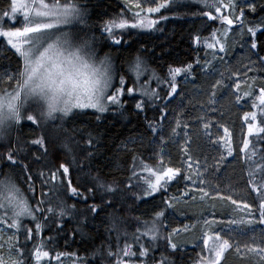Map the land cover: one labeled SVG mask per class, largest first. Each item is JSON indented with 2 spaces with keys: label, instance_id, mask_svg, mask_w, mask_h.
Masks as SVG:
<instances>
[{
  "label": "trees",
  "instance_id": "16d2710c",
  "mask_svg": "<svg viewBox=\"0 0 264 264\" xmlns=\"http://www.w3.org/2000/svg\"><path fill=\"white\" fill-rule=\"evenodd\" d=\"M251 2L257 5V11L252 13L247 10V6H243L245 8L243 27L246 28L264 24V0ZM79 3L84 10L85 23L80 24L82 34L77 38L90 39L98 59L107 56L113 63L116 80L123 75L126 86H133L135 73L130 71V66L135 63L137 57H140L149 68L150 71L146 73L151 74V70H154L159 77L166 78V81L170 68L186 67L191 64L192 71L196 73L199 69L197 60L202 59V49L195 38L199 36L202 41L217 26L214 21L201 14L210 9L197 3V0H178L176 4L168 9H161L159 13L149 15L142 13L149 19L159 21L153 28L116 29L115 35L121 43L115 44L104 31L106 22L113 19L119 21L123 18L129 25L135 23L137 17L134 7L125 0H79ZM8 4L9 0H0V15L8 10ZM162 16L168 18L161 19ZM253 39H256L258 44L257 49L253 50V60L257 61V67H261L259 57H264V27L260 28ZM18 65L22 67L18 54L7 46L4 37H0V72L5 69L15 72ZM169 92L170 88L166 85V88H160L159 98L149 100L142 96L145 104L143 110L135 108V103L139 101L137 96L125 94L121 97L123 108L120 109L110 106L109 111L105 113L91 109L75 110L64 117L62 125L59 118L55 121H41L39 126L24 119L19 126L13 125L8 130L6 139L0 141V158L10 148L15 149V158L28 165V168L26 171L20 165L9 168L10 162H0V173H9L33 205L36 200L43 198L46 203L42 207L52 206L57 212L61 207V201L65 207L74 206L71 215L61 218L53 214L47 223L41 217L38 222L44 226L35 234V239L27 243L24 229H20L19 246L25 248L26 257L36 246H41L42 251L50 253L47 257L51 261L50 264L61 262L116 264L117 259L123 258L121 249L125 244L131 245L132 251L137 250L138 245L134 242L133 235L138 227L142 230L140 221H151L156 211L164 209V201L175 198L172 199L175 207L168 209L162 218L159 238L154 242L144 237L140 243L150 247V256L147 258L150 264H154L151 261L152 257L159 260L161 255L167 256L173 264H196L200 257L194 242L198 238L196 232L199 230L202 217L208 214L209 210L202 205L193 204L189 196H181L184 186L180 178L152 196L143 195V176L147 173H142V163L158 166L162 160L163 165L167 167L168 163L164 158H172L174 154L173 147L167 143L168 138L166 141L160 130ZM245 113V110L241 111L240 115ZM60 115L62 114H57L58 117ZM37 117L39 119L38 115ZM261 120H264V115L258 112L257 122ZM248 122H245L242 141L237 147L234 170L255 210L261 197L253 190L249 181L258 186L264 184V170L257 167L264 165V159L261 158L264 156V139L248 136ZM40 137L45 141L43 147L31 143ZM90 137L91 144L88 143ZM261 137H264V134H261ZM246 138L251 140L257 149V155L251 160L240 151ZM211 143L213 141L206 146V155L208 154L210 168L213 171L211 179L213 182L216 181L215 184L221 191L226 192L227 184L230 186L229 181L234 174L231 175L232 178L228 177L229 172L226 174V171L230 168L227 167L229 160L224 153L218 154L216 146ZM65 144L71 148V152L64 147ZM251 151L250 147L248 153ZM72 159L76 161L75 165L70 164L73 186L81 185L79 190L85 195H89L85 191L86 188L93 189L87 201L73 196L63 187L53 192L50 191V185H42L50 171H55L60 163H69ZM40 172H43L44 176H40ZM250 172L253 174L249 175ZM29 175L35 187V199L32 198L33 194L28 192ZM93 177H99L104 184L111 185L114 191L108 192L102 187H97V181ZM41 192L48 195L42 197ZM176 198H180L182 202L176 201ZM214 201L218 211L216 214H219L220 202ZM92 205L96 206L95 212L91 211ZM201 213L204 215L201 216ZM255 213L259 218V212ZM114 218H118L119 231L111 228ZM259 224L264 231V224ZM23 225L34 228L30 218H23ZM173 229H178V232H173ZM185 230L186 234H189L187 246L172 250L166 237L171 233L173 242ZM109 252L115 256H109ZM57 255L59 260L56 259ZM130 259L131 264H141L134 257ZM28 264H35L34 256L28 259ZM221 264L254 262L237 255L232 248L227 251Z\"/></svg>",
  "mask_w": 264,
  "mask_h": 264
},
{
  "label": "snow or ice",
  "instance_id": "6c2138e0",
  "mask_svg": "<svg viewBox=\"0 0 264 264\" xmlns=\"http://www.w3.org/2000/svg\"><path fill=\"white\" fill-rule=\"evenodd\" d=\"M150 4H155L154 7L149 6L143 8L140 3H136L135 7L140 9L135 15L137 20L135 23L129 25L126 19H113L106 22L104 31L109 34V37L115 44H120L121 40L116 37V29L131 28H153L159 21L156 19H149L143 16L142 13H159L161 9H168L176 4L178 0H148ZM247 6V10L255 13L257 5L249 0H243ZM197 3L203 7L210 9V11L202 12L209 20L215 21L222 20L228 26L233 25L234 21L240 22L243 27L242 17L245 15V8L239 9V16L235 15L237 10V0H197ZM228 9V14H224L223 10ZM213 11L218 15H213ZM11 14V15H10ZM168 17L162 16L161 19ZM7 20L8 27L5 28L4 21ZM84 10L82 9L79 0H9L8 10L3 11L0 15V37L7 39V44L15 49L22 61V67L17 66L15 72H10L7 69L0 72V141L6 139V133L13 126H19L20 122L24 119L32 121L39 126L41 121H55L59 118L61 125L64 117L73 112L74 109H95L99 113L109 111L110 106H115L117 109L123 108V101L121 97L125 94H133L139 92L141 96H146L149 100L159 98V93L156 89L150 87L153 80L156 81L157 87L161 83L167 82L170 86L168 96H172L177 91L175 83L176 77L181 73L185 76L191 73L192 65L188 64L186 67L170 68L168 75L170 80L164 81L159 77L154 70H151V75L143 83L139 84L141 76L145 72L150 71L147 65L140 57L136 58L133 65L130 66V71L135 73V80L132 82L133 87L126 86V80L123 75L119 77V87L114 84V72L111 60L106 56L103 59L97 60L96 50L92 46L90 39H79L74 33V29L79 24H84ZM19 25V26H17ZM264 24L257 25L256 27H249L247 32L251 37L255 38L257 32ZM228 32L218 33L213 31L210 36L205 40L206 47L209 49H217L223 53L226 51V41ZM196 43L201 42V37L195 38ZM223 40L224 42H221ZM251 49H257L258 44L256 39H252ZM222 59V58H221ZM199 64V60H197ZM259 64L257 61H251L248 65H244V76L249 72L259 73L264 72V57H259ZM230 72L229 80L235 78L232 85H227L235 89V99L239 102L243 97L255 96L252 107L259 108L260 113L264 115V87L256 89L253 87L256 83V76L250 78V83L245 81V86L249 91L243 92V96L238 93L241 90V82L239 80V70ZM221 80H217L213 89L217 87H225L223 83L224 73L221 72ZM138 85V86H137ZM212 96L215 97V91ZM215 100H212V104ZM145 107L144 101L140 100L135 103V108L143 110ZM29 109L38 113L33 115ZM28 113L27 115H25ZM57 114H62L59 117ZM258 113L256 111L246 112L244 119L248 122L247 131L249 137H261L264 134V120L257 122ZM202 119V117H201ZM177 121V126H179ZM187 128V125H184ZM208 124H204L207 129ZM155 131V129H153ZM175 131V130H173ZM225 134H228L227 128L224 129ZM32 144H39L44 146V138L40 137L31 141ZM92 143L91 137L88 141ZM224 143L227 147L228 156L233 155V149L230 141L225 140ZM64 147L71 152V148L67 144ZM252 148L251 153L248 150ZM47 149L45 148V152ZM245 153L248 160L257 155V149L253 142L249 139H244L243 147L240 149ZM187 152V149H185ZM16 150L10 148L9 151L0 158V162L8 163L9 168L15 165H20L25 171L28 165L23 164L15 158ZM91 155V154H89ZM264 159V156L261 157ZM70 164L75 165V159L69 163H60L55 171H50L47 179L42 181V185H50V191H56L63 187L71 192L73 196H78L87 201L93 192V189L86 188L85 191L89 195H85L79 189L81 185L73 186V180L70 176ZM197 168L199 162L195 161ZM186 165V167H185ZM258 168L264 170V165H257ZM142 173H147L143 176V195L152 196L153 194L165 189L170 182L183 178L186 182L193 187H188L181 193L182 197L191 196L195 200L196 196L193 192L200 194L201 201L205 199L211 200H227L231 205L235 206L238 210H243L248 216H254L255 212L253 206L249 203H244L233 199L231 195H223L219 188L204 179V174L196 172V179H193L192 169L193 161L191 156H186L185 160L181 162L179 167H165L162 160L159 165H149L142 163ZM185 172L189 173L185 175ZM253 173H249L252 175ZM44 176L43 172L39 173ZM0 264H28V259L34 256L35 264L44 258L48 257V251H42L41 246H36L34 250L28 253L26 257V250L24 247L19 246L20 229H24L25 242L35 239V234L44 226L39 221L41 217L47 223L49 217L55 214L58 217L71 215L74 206L65 207L61 201L59 211L49 206L42 207L46 200L41 198L35 201L33 205L25 192L14 182L9 173H0ZM97 181V187H102L106 191H114L111 185L104 184L99 177H93ZM28 192L33 194L35 199V187L31 182V175L28 176ZM252 188L256 191L261 199L255 211L259 212V223L264 224V184L256 185L251 180ZM47 193L41 192V196H47ZM171 198L164 201V209L156 211L151 221H140L141 228H137L133 235L134 242L138 245L136 251H132V246L125 244L121 249L122 257L116 260V264H131L130 258H136L141 264H150L147 259L150 256V247L140 243L144 237L149 238L150 241H156L160 235V225L162 218L165 217L168 209H173L175 205L172 203ZM91 211H96V206H91ZM23 218H30V222L34 223V228H28L23 225ZM139 219V218H137ZM118 218H114L111 223V228L119 231L117 223ZM257 221L255 219H231L226 223L229 225H245L253 224ZM210 223L224 224L225 221H208L205 220L204 224ZM15 230V231H12ZM221 230H214L212 235H205L203 244L208 249L209 255L200 256L196 264H221L225 253L232 248H235L237 253L241 252L240 242L233 240L231 236L225 238L227 233L222 235ZM12 232V235H6ZM173 232H178V229H173ZM241 231L240 235H244ZM6 237V238H5ZM172 234L170 233L166 239L168 246L172 250L177 249V244L172 242ZM51 239V238H50ZM252 246L248 243L243 244L246 253H253L259 257V260L264 262V238H261L259 244L256 243V237H252ZM109 256H115L114 253L109 252ZM143 258V259H142ZM59 260V255L56 257ZM154 264H173L167 256L161 255L159 260L155 257L151 258Z\"/></svg>",
  "mask_w": 264,
  "mask_h": 264
},
{
  "label": "rangeland",
  "instance_id": "374dc122",
  "mask_svg": "<svg viewBox=\"0 0 264 264\" xmlns=\"http://www.w3.org/2000/svg\"><path fill=\"white\" fill-rule=\"evenodd\" d=\"M125 1H127L134 7L135 13L140 11V9L135 7L136 3H140L143 8H147L149 6L153 7L154 5L150 4L148 0ZM157 2H159V0H157ZM224 2L227 3V0H224ZM249 2H251V0H249ZM243 6H246L243 0H237V10L235 12L236 16H239V9L243 8ZM228 11V9H224L223 13L228 14ZM143 14L149 15L146 12ZM213 15L218 14L214 12ZM244 18L245 15L242 17V21H244ZM214 22L216 23L215 25H217L214 28V31L218 33H223L225 31L228 32L226 51L221 53L219 52L218 48L215 50L207 48L205 40L210 36L209 35L200 42V47L202 49V59L199 60L198 71L196 73H194V71H191V73L187 76H185L184 73H181L176 77L175 83L177 85V91L172 96L168 97L167 107L165 104L164 108V120L160 129L162 132L161 136H164V138L166 137V141L168 138L167 143L173 147L174 154L172 158L165 157L164 160H167V167H179L181 166V162L185 160L186 156H191L193 161V179H196L195 173L198 171L204 174V179L216 185V181L213 182L211 179L213 172L210 168L211 161L207 156L208 154L206 155V146L208 145V143L213 141V143L211 144H213L214 147L216 146L215 149L217 153H224L229 160L227 167L230 166V168L227 169L228 171H226V174H228L229 172L228 177L231 178V175L234 174V177L229 181L230 186L229 183L227 184L226 189L228 191L226 190V192H224L219 188L220 192L225 196L231 195L233 199L252 205V202L249 199V195H247V192L242 189L241 182L239 181V177L237 176V173H235L236 171L234 169H236L235 160L237 158V147L241 144V137L246 122V120L244 119V115H240V112L245 110L246 112L256 111L258 113L260 112V110L259 108L252 107L255 96L243 97L239 102H236L235 95L237 93H235V89L233 87L227 86L232 85L235 82V78L229 80L230 72L228 71V69L231 68L232 71L239 70L240 72L239 80L241 82V90L238 94L241 96H243V92L249 91V88L245 86V81H248L250 83V78L253 76H256V83L253 87L257 90L255 94L258 95V89L260 87H264V72H249L247 76L243 75L245 71L244 65H248L250 63V60L254 61L253 50L255 49H251L250 47L253 37H251L247 32V29L249 27H241L240 22L238 21H234L233 25L231 26H228L219 19L215 20ZM4 26L5 28L9 26L7 21ZM81 32L82 27L79 24L75 27L74 33L76 36H81ZM4 41L7 44V39L5 37ZM221 42L224 41L221 40ZM7 46L12 48L9 44H7ZM96 58L97 60H99L97 56ZM221 72L224 73L223 83L226 86L213 89V85H215L216 81L221 80ZM150 75L151 74L145 72L144 75L141 76L139 84H143ZM161 78L166 81V78ZM170 79L171 77L169 76L168 80ZM118 81L119 80H116L114 76V84H116L117 87L120 86L118 84ZM154 81L155 80L151 82L150 87L152 89H156L158 93L161 87L166 88V85L169 86L167 82H164L161 83L159 87H157V83L156 81ZM213 91H215V97L212 96ZM133 95L137 96L139 98V101L143 100V97L138 91L134 92ZM213 99L215 100L214 104H212ZM75 110L80 109H74L73 111ZM29 112L38 115V113L33 111V109H29ZM177 121L180 122L179 126H177ZM185 124L187 125V128L184 127ZM204 124H208L209 127L205 129ZM225 128H227L228 130L227 135L224 131ZM225 140L230 141L231 147L233 149L232 156H228L227 154L228 146L224 143ZM185 149H187V152H185ZM195 161L199 162L198 168L195 164ZM187 174L189 173L185 172V175ZM180 179L182 180L184 186V190L182 192H184L188 187H193L182 177ZM192 194L196 196L195 200L191 199V196H189V199L193 201V204H195L196 206L202 205L209 210V213L206 215H204V213H201V216H204L202 217L203 220L200 223L199 230L196 232L198 234V238L194 241L196 243V247L200 256L209 255L208 249L205 248L203 244L205 235H212L214 230L222 229V235H224L225 233L228 234L225 236V238L231 236L233 240L240 242L241 252H236L237 255H242V257H247L248 259L253 260L254 264H264V262L259 260L258 256L253 253H246L243 248L244 243H248L250 246H252V237H256L257 244L260 243L261 238H264V231L259 224V218L256 213L254 216L250 217L245 211L236 209L235 206L231 205L229 201L216 199L220 202L219 212L222 213L216 214L218 213V211H216L214 200L205 199L204 201H201L199 198L200 194L198 192H193ZM176 201L182 202L180 198H176ZM231 219H255L257 222L245 225L227 224L226 222ZM205 220H215L217 222L225 221V223H210L209 225H205ZM167 227L169 228V226ZM241 231H243V233L245 234L240 235ZM6 235H12V232H8ZM188 235L189 234H186V230L183 231L178 235L177 240H174L173 243L177 244L178 247L185 248L187 246ZM50 262L51 261L47 257H44L39 262V264H50ZM58 264L64 263L61 262ZM66 264L78 263L68 262Z\"/></svg>",
  "mask_w": 264,
  "mask_h": 264
},
{
  "label": "bare ground",
  "instance_id": "6f19581e",
  "mask_svg": "<svg viewBox=\"0 0 264 264\" xmlns=\"http://www.w3.org/2000/svg\"><path fill=\"white\" fill-rule=\"evenodd\" d=\"M127 11V10H126Z\"/></svg>",
  "mask_w": 264,
  "mask_h": 264
}]
</instances>
